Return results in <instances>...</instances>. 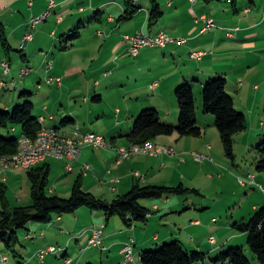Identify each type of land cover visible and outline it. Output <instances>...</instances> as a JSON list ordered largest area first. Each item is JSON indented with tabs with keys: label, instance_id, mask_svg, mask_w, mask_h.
<instances>
[{
	"label": "crops",
	"instance_id": "crops-1",
	"mask_svg": "<svg viewBox=\"0 0 264 264\" xmlns=\"http://www.w3.org/2000/svg\"><path fill=\"white\" fill-rule=\"evenodd\" d=\"M57 1V7L50 16L51 18L54 15L53 22H49V18L34 35L32 30L37 27L31 29L29 22L31 18L46 9L48 1L33 0V5H30L28 0H0V21L7 25L9 40L14 48L7 57L0 46V71L3 72L1 63L5 59L11 62L9 76L14 79L19 76L21 69L36 68L32 60L34 63L41 60L48 64L49 56L45 52L49 48L47 40L50 37H57L54 45L60 43L62 52L79 50L93 55V63H91L93 75L101 76L103 80L102 82L96 80L94 83L96 89L94 96L92 95L93 102L99 103L105 100L102 90V87H105L108 90L118 88L125 103L123 106L110 104L109 113L105 112V109L102 113L95 111L94 106L90 105L87 115L83 117L81 114H84V111L79 107L77 100L80 95H76L75 106L69 100L64 101L66 94H61L56 102L51 104L50 92L46 88L55 85L45 83L43 69L37 70L38 75L33 80V84L24 83L25 90L37 92H33L32 98L35 114L46 115L47 126L58 128L67 135H72L79 127L82 132L94 131L103 134L112 143L110 149L82 145V152L71 171L64 168L63 161L62 164L55 161L52 163L50 158L39 164L38 166H42L47 163L50 166L49 193L69 196L79 177L86 191L115 198L129 192L135 184L175 186L180 183L187 188L196 189L198 186L192 184L187 174V171L198 163V160L192 157L194 155L191 151L195 149L210 153L212 147L208 143L193 139L185 146L179 143L183 139L176 133L171 136L163 135L153 140L154 143L175 147L176 155L138 154L121 161L118 158L117 148L130 146L131 143L126 135L130 133L135 120L145 108H155L163 121L178 124L180 112L175 94L177 88L185 82H190L194 86L200 127L202 124L199 112L202 107L203 85L211 78L227 79V90L234 98L238 110L245 115L250 113L252 116L256 111L260 113L259 110L264 107V0H237L236 3L232 0H223L211 4H206L203 0H158L164 15L154 27H149L148 22L149 0L147 2L136 0V4L142 9L134 18L127 21L118 20L125 10L123 0ZM202 15L212 17L217 27L202 32L203 23L197 22ZM59 17H62L61 21ZM237 26L240 27L239 30L234 31L233 28ZM74 29L80 32L79 36L75 40L66 41L65 46L62 45ZM141 29L150 34L165 30L174 38H184L185 42L182 44L173 42L165 48L145 47L138 55L133 56L129 52L130 44L124 36ZM232 30L234 35H228ZM29 31L34 37L27 42V47L25 45L21 53L19 51L23 48L24 36ZM71 44L73 46H70ZM198 49L207 52L200 60L191 57V52ZM14 62L18 65L13 66ZM78 69L80 67H66L64 71L66 79ZM51 71L48 75L53 73ZM40 82L42 86L39 87ZM16 102L14 98L2 101L0 108L12 109ZM89 102L90 98L84 96V103L89 104ZM49 114H53L54 118L50 119ZM65 118L72 119L66 126L62 124ZM205 118L214 120V117L208 115ZM97 121H103V125L105 124V134L97 129ZM90 122L92 125L89 127ZM259 122L260 127L264 126V112ZM19 129L21 131L19 126L15 127V132ZM188 145L191 146L188 148ZM86 164L90 166L89 169H85ZM60 165L62 170L59 169ZM73 172L70 177L68 174ZM136 172L144 178L135 176ZM165 199H167L166 204H163L161 199H150L147 203H143L152 209V213L147 223L138 226L127 227L119 217L107 222L103 213L84 207L75 213L55 216L48 224L32 222L29 224V230L21 236H24V240L28 242L33 240L32 244L36 250H33L31 258H36L39 249L54 245L55 241L67 242L66 246L62 247V252L63 258L71 260L70 264H81L83 260L87 264H95L98 259L105 261L106 257L114 264H120L123 259L122 248L128 241H133L135 245L134 261L128 264H142L141 253L144 250L176 240L189 251L200 250L207 251L206 254L217 255L221 251L217 239V244L213 243L215 247L207 249L206 244L198 237L200 229L203 228L201 216L198 215L192 220L195 215L190 213L191 223H182L180 215L187 207L181 208L173 204L171 197ZM170 211L172 214L168 215ZM157 226L158 230L152 236L149 231L155 230ZM161 226L166 230H160ZM179 226L180 232L177 231ZM95 227L104 229L102 244L89 247L88 240ZM139 230L145 231L142 233ZM234 236L238 237L236 234L232 235L236 238ZM72 242L76 245L72 246ZM72 255L80 258L78 263ZM2 256H6L7 259L4 261ZM21 259H24V256ZM21 259L13 262L9 252L5 251L3 245L0 246V264H25ZM51 262L41 264H52ZM203 264L208 263L204 261Z\"/></svg>",
	"mask_w": 264,
	"mask_h": 264
},
{
	"label": "trees",
	"instance_id": "trees-1",
	"mask_svg": "<svg viewBox=\"0 0 264 264\" xmlns=\"http://www.w3.org/2000/svg\"><path fill=\"white\" fill-rule=\"evenodd\" d=\"M206 4L223 0H203ZM236 3L237 0H232ZM150 12L148 16L149 27L156 26L164 15V11L158 0H149ZM124 12L119 21H127L134 18L142 9L136 4V0H123ZM97 14H100L97 12ZM69 40H75L80 32L77 29L69 33ZM0 46L3 53L9 57L14 51L9 40L7 25L0 21ZM70 46H73L71 44ZM66 48V47H65ZM24 48L21 49V52ZM14 79V78H13ZM17 87L24 80L15 79ZM42 85V82L39 83ZM227 79L216 77L209 79L203 85L204 112L215 116V124L220 132L226 154L234 158V137L248 128L246 115L237 109L234 98L227 90ZM19 102L13 109L0 108V128L7 132L15 131L19 126L21 131L17 137H9L0 133V156H13L18 153L19 139L21 135L36 137L43 125L35 114L33 92L24 90ZM176 97L180 109L178 124H171L162 120L155 108H145L135 120V125L126 135L132 144H142L155 140L159 136H171L179 133L180 137H199L204 134L202 127L198 125L197 100L194 86L190 82L181 84L176 90ZM72 119L65 118L64 126ZM255 165L258 171L264 173V139L256 147ZM31 183L32 204L28 206L10 207L7 199L5 184H0V246L14 258L22 257L18 251L21 244V234L29 230L32 222L51 223L55 216H62L78 211L80 208H88L91 211L103 213L107 222L114 217H119L127 227L138 226L147 223L152 209L145 206L143 199H162L172 195H186L190 191L198 192V189H190L183 184L178 186L135 184L126 194L120 195L112 201L100 198L92 192L84 189L82 179H76L70 197H62L49 193L50 166L44 164L28 170ZM264 191V189H263ZM258 212L247 223L237 224V227L249 233L248 244L260 264H264V205L258 208ZM207 254L200 250L189 251L179 242L164 243L156 250H144L141 253L142 264H197L206 259ZM214 264H253L245 254L243 247L229 248L222 252Z\"/></svg>",
	"mask_w": 264,
	"mask_h": 264
},
{
	"label": "rangeland",
	"instance_id": "rangeland-1",
	"mask_svg": "<svg viewBox=\"0 0 264 264\" xmlns=\"http://www.w3.org/2000/svg\"><path fill=\"white\" fill-rule=\"evenodd\" d=\"M147 1L148 0L145 1L143 0V2H147ZM53 16L49 19V22H53L54 20ZM60 18L62 19V17ZM42 24H46V22L39 24L37 29L32 30L34 35H36L35 33H37V31L39 30ZM47 38H49V36ZM56 38L57 37L55 38L50 37L47 40V43L49 44V48L46 49L45 51L49 56L48 60L53 61L54 63L53 67L48 70L46 67L47 64L46 62L43 63V61L38 60L36 63H34V60H32L33 65L35 64L36 68L32 69L30 67H25L28 68L29 74L31 73L30 74L31 76L27 75L24 78L25 80L23 82L25 84L27 83L33 84V80L38 75L37 74L38 69H43L42 72H44L45 80L48 77H61L62 78L61 85L57 83H51L54 84L55 86H48L46 88V90L48 89L47 91L50 92L51 104H54L57 98H59L61 94H66L64 101L67 102L69 100L71 104L75 106L76 105L75 100L77 98L76 95H80V97L77 100L79 107L84 111V114H81V116L83 117L87 115V112L91 106H94L95 111L97 110L100 113L104 112V109L105 112L109 113L110 110L109 106L112 103L123 106L125 102L123 101L121 92L118 88L108 90L105 89V87H102V90H104L103 91L104 94L103 96L105 98L104 101L107 102L104 101L99 103L93 102L92 95L94 96L95 94L94 92L96 89L94 83L96 82V80H100V82L103 81L101 76L96 77V74L93 75V71L91 68V63H93L92 62L93 55L85 54L84 52H81L79 50L74 52H67V53L62 52L63 49L60 43L54 45V41ZM66 41L68 42L69 38H67V40L65 39L62 45L65 46ZM27 42H25L26 47L28 44ZM15 65H18V63L14 62L13 66ZM66 67L69 68L80 67V69H78L76 72L74 71L71 74L70 78L66 79V76L64 74ZM53 68H55V70H52ZM51 70L53 71V73ZM49 71H51L53 75L52 74L48 75ZM54 73L60 74L61 76L55 75ZM1 78L6 81L12 79L11 76L3 75V72L0 71V80H2ZM16 79L21 80V71H19V76ZM24 83L21 84L19 88L10 87L7 89H0V102L14 98L17 100V102L13 105V107L16 106V104H18L19 102L20 103L23 102V98L20 97V94L25 90ZM40 86L42 85H39V87ZM33 92L35 93L36 91ZM72 95H74L75 97H71ZM84 96H88L90 98L89 104L84 103ZM82 110L80 111V113H82ZM259 111L260 113L258 112L259 113L258 114L256 111L254 116H252L250 113H247L246 117L250 124L248 125L247 130L237 134L234 137V141H235L234 158H231L226 154L224 144L220 136V132L215 124V116L213 114H208L204 112L203 90H202V107L199 114H201L200 122L202 124V129L204 134L199 137L184 136L181 137L183 140L179 142L186 146L187 143H191L189 141H193V139H196V141H202L201 143H208V145H211L212 147L210 153L204 150L197 151L195 149H192L193 151H191L192 153L210 156V158L213 159V160L208 159L204 161L201 160L197 161V159L194 156H192L194 159H196L198 163L194 162L196 164L195 167H191V169L187 171V174L190 177V180L193 182L192 184L198 186L196 187V189H198V192L190 191L186 195L170 196L171 199L173 200V204L175 203V205L181 208H184V206L187 207V209L180 215L181 216L180 221H182V223L190 224L191 220L189 216L191 214L195 215V217L192 220L196 219L197 218L196 216L198 215L201 216L202 218L201 222L203 223V228L200 229L199 231L200 234L198 235V237L206 244L207 249H211L215 247V245L210 242V239L212 237L216 238L217 241L219 242L221 251L217 255H210V253H207V257L204 261H206L208 264H214V260L215 259L217 260L218 257L221 256L222 252H227L229 248H235V247H243L245 250V254L250 259V261H252L253 264H260L259 260L255 257L253 251L251 250L248 244L249 233L246 231H242L237 227V224H243L249 222L251 218L258 212L259 210L258 208L264 205V191L260 187V184L264 185V173L258 171L255 165V161L257 157L256 147L264 139V126L260 127V122H259L260 118H263L264 107H262L261 110ZM197 113H198V106H197ZM207 115L208 117H214L213 118L214 120L211 121L209 119L212 118H205L207 117ZM91 125L92 123L90 122L88 126L90 127ZM134 125L135 122L132 127H134ZM96 127L99 131H102L105 134L106 132L104 129L105 124L103 125V121L102 122L97 121ZM56 129L59 130L58 128ZM0 133L9 137H13V136L17 137L20 133V129L17 132L15 131L7 132L4 128H0ZM176 134L178 135V137H180L179 133ZM65 135L71 136L67 134ZM189 146L191 145H188V148ZM49 158L52 163L53 161H55L57 163L60 162L62 164L61 161H63L64 168L66 167V163H67L66 160L56 157H49ZM183 160L185 161L184 158ZM74 164L75 162L73 163V166ZM59 169L62 170L61 165ZM73 174L74 172L69 173L68 175L72 177ZM250 175L255 177L256 180L255 183L251 181ZM3 178H7L6 179L7 182H5L6 184L5 183L4 184L6 186L7 199L9 200V204L11 208L18 206H28L32 204L31 183L29 180L27 170L17 171L16 169H9L5 173H2V171L0 170V183L2 182ZM52 182L54 184L53 180ZM242 182H245L246 185H243ZM179 184L175 186H178ZM64 196H68V195H64ZM70 196L71 194L68 197ZM97 196L109 201H112L113 198H115L114 196L110 197L109 195L98 194ZM165 198L167 197L161 199L163 204H166L167 199ZM148 200L150 199H143L141 202L147 203ZM169 214H172V212L171 211L168 212V215ZM167 220L169 221L170 219ZM157 228L158 226L155 227V230L149 231L151 232L152 236L156 234L157 232L156 230H158ZM159 229L166 230L164 226H161ZM139 231L143 233L145 230H139ZM177 231L178 232L181 231L180 226L177 227ZM233 234L238 235V237L234 236L236 238H233L232 237ZM171 242H175V241H170L166 243H171ZM32 243L33 240L28 242L27 240H24V236H21V244L18 245V251L21 253L22 257L24 256V259H21L22 257L14 258L9 253L11 260H13L14 262V261H18V259L20 258L21 261L24 262L25 264H28L30 261H32L31 264H41L45 262L49 263L50 261H52L51 262L52 264H64V261L66 259L63 258V252L61 250L63 246L64 247L66 246L67 242L63 243L60 241H55L54 246L58 247L59 252L57 251L55 253L48 254L44 262L40 261L38 256L36 257L37 259L35 257L31 258L33 250H36V248L33 246ZM73 245H76V243L72 242V246ZM162 246L163 244H159L156 247L153 246L154 248L147 250L148 251L156 250L161 248ZM137 250L138 247L136 248V251ZM70 254H72V252ZM73 258L76 263H78V259L80 260L78 256H75ZM107 259L108 257L104 259L105 261H101V259L100 260L98 259V261L95 264H114L113 261H109L111 259L108 260ZM204 261H200L197 264H203ZM81 264H87V263L83 260Z\"/></svg>",
	"mask_w": 264,
	"mask_h": 264
},
{
	"label": "built area",
	"instance_id": "built-area-1",
	"mask_svg": "<svg viewBox=\"0 0 264 264\" xmlns=\"http://www.w3.org/2000/svg\"><path fill=\"white\" fill-rule=\"evenodd\" d=\"M48 4L46 9L39 14L38 16H34L31 18L30 22H32V29L38 27L39 24L44 23L48 21V19L51 16V7H57L58 1L57 0H47ZM30 5H33V0H28ZM62 19L59 17V21ZM197 22H202L203 27L201 29L202 32L216 28L217 25L215 23V20L208 16V15H202L197 19ZM239 26L233 28L234 31L239 30ZM229 31L228 35L233 36L234 32ZM125 40L129 42V52L131 55L136 56L140 53L141 49L145 47H161L165 48L170 43L176 42L180 44V40H185L184 38H174L171 35H169L165 30H161L155 34H150L144 29L138 30L136 33L133 34H126ZM33 38V34L29 31L26 33L23 39V45L22 47H25V42L31 40ZM207 52L202 49L194 50L191 52V57L194 59H202ZM54 63L52 62L51 65L46 66L47 69H51L53 67ZM1 66L3 69L6 70V76H9L11 74V64L9 61L6 60V63H1ZM29 75V70L21 71V81ZM47 84L51 83H57L59 85L62 84V78L61 77H48L46 79ZM2 85H11L12 87H17L18 82L15 79H11L9 81H0V88H2ZM53 118V115H52ZM47 120H45V117H40V122L43 125L42 127V139L39 141V147H30V141H24L27 143V153L23 157V159H14L13 162H0V169L2 173L6 172V165H14L16 166V170H29L32 169L39 164L46 161L49 157H56L60 159H64L67 161L66 163V169L68 171H71L73 169V163L79 159V156L82 152L83 147H79V140H86V145L92 146L94 148H97L98 141H105L106 143V136L100 133L95 132H83V133H75V142H66L65 141V133L62 132L60 129L57 131H50L49 126H47L46 123ZM44 138H54L56 139V147L53 148H46L44 145ZM19 140H22V136ZM150 154L151 155H160L165 153H174L176 155V151H168V148L166 147H149ZM117 153L120 154V161L124 158H131L132 156L143 154H131V148H123L118 149ZM194 157L197 160H204L206 158L211 159L209 156L206 155H200L197 153H193ZM89 165H85V169H89ZM135 176L144 178L143 175H141L139 172L135 173ZM7 178H3L2 182L0 184H3L6 181ZM250 179L253 183L256 182L255 177L250 175ZM243 185H246L245 182H242ZM260 187L262 189V185L260 184ZM104 236V229L103 227H95L93 229L92 235L90 236L88 240V246H100L102 244ZM212 243H216V238L212 237L210 239ZM134 243L133 241H128L125 243V246L122 248V264H128L131 261H134L133 257V249H134ZM56 250H58V247L54 246V249H39L36 253L38 258L40 260H45L46 256L48 254L54 253ZM2 259L5 261L7 259L6 256H2ZM66 264H70L71 260L66 259Z\"/></svg>",
	"mask_w": 264,
	"mask_h": 264
},
{
	"label": "bare ground",
	"instance_id": "bare-ground-1",
	"mask_svg": "<svg viewBox=\"0 0 264 264\" xmlns=\"http://www.w3.org/2000/svg\"><path fill=\"white\" fill-rule=\"evenodd\" d=\"M55 8L56 7H51V15L54 13ZM29 25H30V28L32 29V22H29ZM184 42H185V40H180V44H182ZM52 62L53 61H48L47 66L51 65ZM2 63H6V60L3 61ZM25 70H27V69H24L22 71H25ZM3 73H4V75H6V70L5 69H3ZM0 81H4V80L2 79ZM10 87H12V86L11 85H2V88H0V89H7V88H10ZM13 88H15V87H13ZM40 117H45V116L41 115ZM49 118L52 119V114L49 115ZM39 120H40V118H39ZM45 120H46V117H45ZM49 130L50 131H57V129L54 128V127H49ZM75 133H83V132H82V130H80L79 127H77L76 131H74V133L71 136H66L65 135V141L66 142H75ZM21 136H22V140H19L18 153L16 155H13V156H0V162H13L14 159H23V157L27 153V143L24 142V141H30V147H39V141L42 139V130L34 138L26 136V135H21ZM110 143L111 142L106 137V143H105V141H98L97 148L98 149H100V148H102V149H110V148H112V145ZM44 145H45L46 148L56 147V139H54V138H44ZM82 145H86V140H79V147H82ZM152 146H154V147H162L163 146V147L168 148V151H175L174 147H172V146H169V145H166V144H156L152 140L147 141V142L142 143V144H134V143H132L128 147H118L117 151H118V149L131 148V154H138V153L150 154L149 147H152ZM117 154H118V158L120 160V154L119 153H117ZM165 154L173 155L174 153H165ZM200 155H203V154H200ZM124 159H127V158H124ZM211 160H213V159H211ZM9 169H16V166H14V165H6V171H8ZM262 189H264V185H262ZM124 246H125V244H124ZM43 249H54V245H50V246L45 247ZM58 250H56L55 252H57ZM62 250H63V248H62ZM134 255H135V246H134V249H133V257H134ZM120 264H122V261H121Z\"/></svg>",
	"mask_w": 264,
	"mask_h": 264
}]
</instances>
